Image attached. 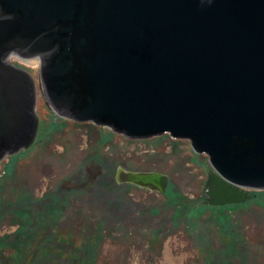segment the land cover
<instances>
[{
	"label": "water",
	"instance_id": "95a60500",
	"mask_svg": "<svg viewBox=\"0 0 264 264\" xmlns=\"http://www.w3.org/2000/svg\"><path fill=\"white\" fill-rule=\"evenodd\" d=\"M0 163L31 148L36 84L6 57L42 59L63 115L127 138L162 133L210 156L205 199L264 190V0H0ZM119 184L164 193L169 175L118 166Z\"/></svg>",
	"mask_w": 264,
	"mask_h": 264
},
{
	"label": "rangeland",
	"instance_id": "374dc122",
	"mask_svg": "<svg viewBox=\"0 0 264 264\" xmlns=\"http://www.w3.org/2000/svg\"><path fill=\"white\" fill-rule=\"evenodd\" d=\"M38 116L34 145L0 163V238L14 237L27 211L41 224L56 217L53 234L74 243L66 246L64 259L101 222L110 227L103 230L97 264H264V190L241 203L205 204L207 168L199 155L212 165L188 141L165 135L131 139L107 127L75 124L44 107ZM91 159L102 160L112 180L122 166L166 173L170 186L161 193L122 183L119 204L98 187L110 180L59 194L79 183L82 167L91 176L100 171Z\"/></svg>",
	"mask_w": 264,
	"mask_h": 264
},
{
	"label": "trees",
	"instance_id": "16d2710c",
	"mask_svg": "<svg viewBox=\"0 0 264 264\" xmlns=\"http://www.w3.org/2000/svg\"><path fill=\"white\" fill-rule=\"evenodd\" d=\"M9 158L12 159L11 156ZM92 161L99 163L98 169L100 167V173L98 171L93 172V170L91 171V174L94 175H87L85 166L82 167L79 183L76 186L65 187V189H61L59 194H73L82 191L83 187L92 185L98 186L103 182V180H110L106 186L99 185L98 187H100V190H104L102 191V194L107 193L110 196L113 195V202L115 200L117 204H119L120 201L122 202L121 197L116 195V191L117 188L121 187L123 184H119L114 178L113 179L115 181L110 179V168L109 170L104 168L106 165L102 160ZM124 184L126 186H134L128 183ZM108 198L109 197L106 196L105 200L110 201ZM204 203L209 204L207 200H205ZM180 206L182 207L183 205L176 203L177 208H180ZM52 211L54 213L59 212L56 211V209H53ZM59 213L61 215V212ZM54 219L52 221H46L42 224L41 222H33V220L30 218V214L25 211L24 219L14 232V237L6 235L4 238H0V264H97L99 245L105 236L103 230L105 228H109L110 226H105V224L98 222V232H93L91 236L86 235V240L82 243V245L76 247V250L72 249L70 255L64 259V254L68 253L66 246H68V248L72 247L74 246V243L70 240V238L62 239L58 238L56 234H53L58 224L56 217H54ZM98 223H96V225ZM108 224L110 225V223ZM160 229L161 228H159V230ZM6 247L15 248V253L12 255H4L3 249Z\"/></svg>",
	"mask_w": 264,
	"mask_h": 264
},
{
	"label": "flooded vegetation",
	"instance_id": "af4514ba",
	"mask_svg": "<svg viewBox=\"0 0 264 264\" xmlns=\"http://www.w3.org/2000/svg\"><path fill=\"white\" fill-rule=\"evenodd\" d=\"M8 61L18 67L24 68L27 71H29V73L31 74V76L33 77L35 84H36V90H37V114L39 113V109L41 108H45L46 110H55V112L59 113L60 115L64 116L66 119H68L69 121H72L75 124H92V125H97L96 123L92 122V121H88V122H78L76 120H74L73 118L67 116V115H63L62 113H60V111L56 108V106L54 105V103L51 101V99L49 98L46 90H45V86H44V82H43V78H42V72H41V67H42V59H41V55L37 54L34 55L33 57H22L19 54L15 53V55H12L11 58H8ZM43 104V105H42ZM39 121H40V117H39ZM42 123V122H41ZM41 125V124H40ZM98 126H103V127H107L105 125H98ZM109 128V127H107ZM110 129V128H109ZM167 137L170 138V140H174L175 138H173L171 135L169 134H163ZM178 140V139H175ZM179 141H188L191 147V141L189 139H181L179 138ZM192 148V147H191ZM196 156H198L199 154L194 153ZM200 157H202L201 159V164H203V166H205L204 168L206 170V180H205V187H206V183L207 180L209 178V174L211 173V171H213V167L210 166L209 167V161L208 158L205 155H199ZM211 165V163H210ZM255 191L251 190L249 191V193L252 194ZM205 198V196H204Z\"/></svg>",
	"mask_w": 264,
	"mask_h": 264
},
{
	"label": "bare ground",
	"instance_id": "6f19581e",
	"mask_svg": "<svg viewBox=\"0 0 264 264\" xmlns=\"http://www.w3.org/2000/svg\"><path fill=\"white\" fill-rule=\"evenodd\" d=\"M10 53H16L15 51H11ZM9 53V54H10ZM9 54L7 55V57H6V59H7V61H8V58H9ZM31 57H33V56H31ZM36 94H37V90H36ZM36 110H37V97H36ZM39 117V116H38ZM77 121V120H76ZM40 122V121H39ZM78 122H88V121H78ZM93 122V121H92ZM98 125V124H97ZM108 127V126H107ZM111 129V128H110ZM163 134H169V133H162V134H160V135H158V136H161V135H163ZM170 135V134H169ZM152 137H154V136H152ZM173 137V136H172ZM173 138H181V139H189V138H185V137H173ZM190 141H191V139H189ZM191 147H192V141H191ZM193 149V148H192ZM193 151L195 152V153H197L194 149H193ZM197 154H206V153H197ZM208 155V154H207ZM209 156V155H208ZM209 160H210V156H209ZM210 163H211V165H212V162H211V160H210ZM213 167V166H212ZM169 182H170V177H169ZM127 184V183H126ZM135 186V185H134ZM168 186H170V185H168ZM168 189V188H167ZM246 191H250V190H254V191H256L257 189H245Z\"/></svg>",
	"mask_w": 264,
	"mask_h": 264
},
{
	"label": "clouds",
	"instance_id": "9594fccd",
	"mask_svg": "<svg viewBox=\"0 0 264 264\" xmlns=\"http://www.w3.org/2000/svg\"><path fill=\"white\" fill-rule=\"evenodd\" d=\"M12 17L11 16H2L0 17V19H11ZM12 55H15V53H10L9 54V59L11 58Z\"/></svg>",
	"mask_w": 264,
	"mask_h": 264
}]
</instances>
